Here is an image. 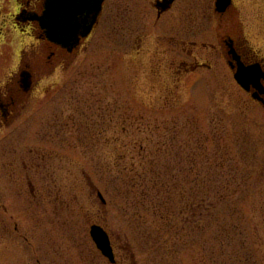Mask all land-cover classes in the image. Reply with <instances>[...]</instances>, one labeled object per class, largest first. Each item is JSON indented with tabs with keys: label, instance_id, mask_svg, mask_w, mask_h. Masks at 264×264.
Masks as SVG:
<instances>
[{
	"label": "rangeland",
	"instance_id": "1",
	"mask_svg": "<svg viewBox=\"0 0 264 264\" xmlns=\"http://www.w3.org/2000/svg\"><path fill=\"white\" fill-rule=\"evenodd\" d=\"M20 1L0 0V93L16 88L0 264H110L93 226L116 264H264V105L229 66L235 49L264 68V0H177L160 19L153 0H107L55 66Z\"/></svg>",
	"mask_w": 264,
	"mask_h": 264
},
{
	"label": "water",
	"instance_id": "2",
	"mask_svg": "<svg viewBox=\"0 0 264 264\" xmlns=\"http://www.w3.org/2000/svg\"><path fill=\"white\" fill-rule=\"evenodd\" d=\"M106 0H48L45 11L41 17L35 16L33 21L40 23L47 39L61 46L64 49H76L82 40L87 39L99 22V17ZM175 0L168 2L171 5ZM233 0H217V12L224 14L232 6ZM167 8V7H166ZM231 46V45H230ZM233 59L238 62V71L235 74L237 83L246 91L251 92L252 88L257 90L254 98L260 100L259 94L264 91L261 81L264 75L260 66L246 67L236 56L234 50L230 52ZM231 68L235 67L231 64ZM28 87L29 82L25 81ZM261 101V100H260ZM100 198L105 204L101 194ZM91 237L97 248L112 263H115V255L110 238L105 230L99 226L91 228Z\"/></svg>",
	"mask_w": 264,
	"mask_h": 264
},
{
	"label": "flooded vegetation",
	"instance_id": "3",
	"mask_svg": "<svg viewBox=\"0 0 264 264\" xmlns=\"http://www.w3.org/2000/svg\"><path fill=\"white\" fill-rule=\"evenodd\" d=\"M167 1L168 0H153V2H152L153 6L155 7V10L157 11L159 19L162 18L163 15H165L167 13V11H165L166 6H164V3L162 5V2H167ZM20 2L23 3V5L25 6V9L22 11V13H21L22 16H20V19L18 20L20 22L19 25L22 26L23 31H27V32L31 31V32H33L34 35H39L38 39L40 40V42L45 43V45H43L44 48L43 47L42 48L52 52L50 54V57L48 58V60H49L48 62L51 63L53 66H55V62H54V60H52V59H54V56L57 55L58 57L64 58L65 56L75 55L80 50V48L82 46L84 47L85 45H87L88 42H90V39L92 38V36L94 35L95 31L97 30V28L99 26V25H97V27L93 30L91 36L88 39L81 41L80 47L73 49V50L64 49V48L56 46V45L50 43L49 41H47L45 39L44 32L40 28V25L38 23L34 22L33 20H31L33 16H36V15L40 16L43 14L47 0H21ZM175 2H174V4H175ZM172 7H173V5L171 6L169 11H171ZM104 9H105V7H104ZM103 13H104V10H103ZM52 50H55L56 52L52 51ZM237 52H239V51H237ZM238 54H239L242 62L246 66H249L245 61L246 56H245L244 52H241V55H240V53H238ZM253 59H254V61H253L254 63H256V64L259 63L256 61L255 58H253ZM246 60H248V59H246ZM61 63H63V61ZM250 65H253V64H250ZM28 69L30 71V67H28ZM262 70L264 72V68ZM29 71L24 70L23 72H24V74L29 75L30 81H31L33 77ZM12 80L14 82H16V80H14L13 77H12L10 82H12ZM17 85H18V88L21 89L19 82L17 83ZM262 87L264 90V80L262 81ZM13 89H16V88H12V90ZM10 90H11V88H9L5 92V94H2L3 92L0 93V128H3L6 125L8 126L11 118L16 116V114L14 115V113L16 112V107H15L16 102H15L14 98H12V96H10L12 94V90L11 91ZM5 96H7L8 99ZM260 97L263 100L262 102L264 105V95H261Z\"/></svg>",
	"mask_w": 264,
	"mask_h": 264
},
{
	"label": "trees",
	"instance_id": "4",
	"mask_svg": "<svg viewBox=\"0 0 264 264\" xmlns=\"http://www.w3.org/2000/svg\"><path fill=\"white\" fill-rule=\"evenodd\" d=\"M205 201V200H204ZM203 201V202H204ZM209 203H213L212 201H208ZM204 207L205 206H201L200 205V207H199V205L198 204H193V210H197V211H199V210H203L204 209ZM191 211V207L190 208H187V206L185 207V209H181V211L180 212H177L176 213V215H177V217H182L183 215L185 216L186 214H188L189 212Z\"/></svg>",
	"mask_w": 264,
	"mask_h": 264
}]
</instances>
